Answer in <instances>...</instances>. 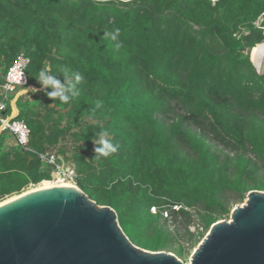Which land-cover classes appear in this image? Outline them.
Instances as JSON below:
<instances>
[{"label": "trees", "instance_id": "trees-1", "mask_svg": "<svg viewBox=\"0 0 264 264\" xmlns=\"http://www.w3.org/2000/svg\"><path fill=\"white\" fill-rule=\"evenodd\" d=\"M262 26L264 0H0V80L22 52L27 85L41 87L15 101L33 151L0 131V198L49 179L38 153L54 152L132 243L178 240L184 256L249 190L264 191V73L247 51ZM115 28L118 41L103 38ZM42 69L79 94L48 96ZM101 130L120 147L96 159Z\"/></svg>", "mask_w": 264, "mask_h": 264}, {"label": "water", "instance_id": "water-1", "mask_svg": "<svg viewBox=\"0 0 264 264\" xmlns=\"http://www.w3.org/2000/svg\"><path fill=\"white\" fill-rule=\"evenodd\" d=\"M0 264L184 263L170 252L135 245L112 207L77 186H60L0 207ZM189 264H264V191L249 190L230 219L212 223Z\"/></svg>", "mask_w": 264, "mask_h": 264}, {"label": "built area", "instance_id": "built-area-1", "mask_svg": "<svg viewBox=\"0 0 264 264\" xmlns=\"http://www.w3.org/2000/svg\"><path fill=\"white\" fill-rule=\"evenodd\" d=\"M261 21L262 17L260 16L255 22L256 25L259 26ZM262 28L264 29V26ZM27 64L28 58L22 52L18 53L0 80V131L7 130L14 138L15 144L26 150L33 151L28 147L29 128L24 121L15 119L16 114L13 113L10 104L12 98L20 94V89L28 86ZM7 104L10 105V109L6 112ZM38 157L42 163L51 165L54 169L51 178L46 180H63L75 184L76 174L71 164H63L61 157L50 151L38 153ZM151 211L155 212V207H151Z\"/></svg>", "mask_w": 264, "mask_h": 264}, {"label": "clouds", "instance_id": "clouds-1", "mask_svg": "<svg viewBox=\"0 0 264 264\" xmlns=\"http://www.w3.org/2000/svg\"><path fill=\"white\" fill-rule=\"evenodd\" d=\"M120 33L119 28H115L113 31L104 32L103 38L111 39L112 41H118V36ZM116 47L119 48L120 44L117 43ZM37 81L40 83L42 88L47 91L48 96L56 98L58 97L61 102L68 103L74 96L78 95V89L71 80H61L48 72L47 69H42L38 76ZM81 79L79 74H75V80L79 81ZM97 107H100L97 105ZM97 139L93 141L95 158L100 159L101 157H108L119 150V143H113L109 139V133L107 130H101L97 134Z\"/></svg>", "mask_w": 264, "mask_h": 264}, {"label": "rangeland", "instance_id": "rangeland-1", "mask_svg": "<svg viewBox=\"0 0 264 264\" xmlns=\"http://www.w3.org/2000/svg\"><path fill=\"white\" fill-rule=\"evenodd\" d=\"M247 51H248V53H249V49H247ZM261 73H264V72H261ZM41 87H37V86H35V85H29V86H27V87H23L22 89H20L21 90V92H20V94H18V95H22V94H24V93H27L29 90H32V91H36V90H38V89H40ZM23 90V91H22ZM12 136H10V135H8V138H7V140H6V143H7V146H10V145H12ZM62 159V158H61ZM63 160V159H62ZM63 164H69L68 162H66V161H64L63 160ZM54 169L53 168H51L50 169V177L49 178H51V175H52V173L54 172L53 171ZM34 185H37V184H28L26 187H24V188H22L20 191H16V192H12V193H10V194H8V195H5L4 197H7V196H9V197H11V196H13V195H15V193H18V192H21V191H23V190H27V189H29V188H31V187H35ZM76 185V184H75ZM4 197H2V198H0V199H3ZM245 199H246V197L243 199V201L242 202H239V203H236L235 205H240V204H242V203H244V201H245ZM234 205V206H235ZM233 206V207H234ZM232 207V208H233ZM232 210V209H231ZM228 220V219H230V214H229V216L227 217V218H223V219H220V220ZM166 224L168 225V227H169V229L173 232V231H175V230H178L179 232H180V234L182 235L183 234V230H184V228H183V226H182V224H179V225H175V224H173L170 220H168V222H166ZM195 224L194 223H191V225L189 226V230L190 231H195ZM208 231V230H207ZM207 231L205 232V234L207 233ZM204 234V235H205ZM203 238V237H202ZM201 238V239H202ZM200 239V240H201ZM200 240H199V242H200ZM198 242V243H199ZM198 243L192 248V249H190L184 256H179V255H177V253H176V248H177V246H178V240H172V247L171 248H168V249H162V250H159V251H166V252H170L171 254H173V255H175L178 259H180L184 264H189V260H190V255L192 254V252H193V250L197 247V245H198ZM180 244H182L183 246H186V242H185V240H180Z\"/></svg>", "mask_w": 264, "mask_h": 264}, {"label": "bare ground", "instance_id": "bare-ground-1", "mask_svg": "<svg viewBox=\"0 0 264 264\" xmlns=\"http://www.w3.org/2000/svg\"><path fill=\"white\" fill-rule=\"evenodd\" d=\"M249 57L251 59V61H253V63L260 68V64L262 62V60L264 59V41L255 45L254 47H252L249 51ZM35 187H31L27 190H23L19 193H15V195L11 196V197H7L4 200L0 199V207L9 203L10 201L25 195L27 193H31L34 191H38L41 189H45V188H50V187H60V186H76L74 183L72 182H68V181H48V180H43L42 182L38 183L37 185H34Z\"/></svg>", "mask_w": 264, "mask_h": 264}, {"label": "crops", "instance_id": "crops-1", "mask_svg": "<svg viewBox=\"0 0 264 264\" xmlns=\"http://www.w3.org/2000/svg\"><path fill=\"white\" fill-rule=\"evenodd\" d=\"M253 62V61H252ZM254 64V63H253ZM255 65V64H254ZM255 67H256V69L258 70V72H264V59L262 60V62H261V64H260V68H258L256 65H255ZM19 95H17V96H15V97H13L12 98V100H11V109H13V113H14V109H15V113L14 114H16L17 113V108H16V106H15V101H16V99H17V97H18ZM13 143H12V145H14L15 144V141H14V138L12 137V140H11Z\"/></svg>", "mask_w": 264, "mask_h": 264}]
</instances>
